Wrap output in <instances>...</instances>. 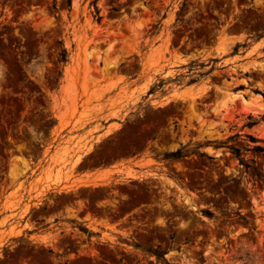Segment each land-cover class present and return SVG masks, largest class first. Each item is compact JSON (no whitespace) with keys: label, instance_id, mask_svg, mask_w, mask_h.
Listing matches in <instances>:
<instances>
[{"label":"rangeland","instance_id":"rangeland-1","mask_svg":"<svg viewBox=\"0 0 264 264\" xmlns=\"http://www.w3.org/2000/svg\"><path fill=\"white\" fill-rule=\"evenodd\" d=\"M263 94L264 0H0V264H264Z\"/></svg>","mask_w":264,"mask_h":264},{"label":"trees","instance_id":"trees-1","mask_svg":"<svg viewBox=\"0 0 264 264\" xmlns=\"http://www.w3.org/2000/svg\"><path fill=\"white\" fill-rule=\"evenodd\" d=\"M239 45H236L235 47V50L236 48H238ZM151 93V91H150ZM263 98H264V94L262 95ZM258 123L257 120H254L252 119L250 116L247 117V122L245 123V125L243 126L244 128H252L254 125H256ZM238 137V135H235V136H231L228 138V141H231L232 139ZM246 138H248L252 143H263L261 140H257L255 138H252L251 136L247 135ZM227 149H229L231 155L234 157L235 160L238 161L239 165H241L242 167H244L245 169V172L247 173L248 172V166L244 163V160L242 158V155H241V149L235 147V146H225ZM252 151L254 152H257L259 154H262L264 155V147L263 146H254L251 148ZM183 153H188L187 151L184 150V148H181L175 152H172L169 154V157H180ZM255 176L257 174H254Z\"/></svg>","mask_w":264,"mask_h":264},{"label":"flooded vegetation","instance_id":"flooded-vegetation-1","mask_svg":"<svg viewBox=\"0 0 264 264\" xmlns=\"http://www.w3.org/2000/svg\"><path fill=\"white\" fill-rule=\"evenodd\" d=\"M127 217H123L122 218V220H125ZM128 223H131V224H133V223H135V222H133V221H128ZM138 225V224H137Z\"/></svg>","mask_w":264,"mask_h":264}]
</instances>
